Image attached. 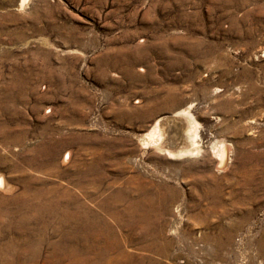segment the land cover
Listing matches in <instances>:
<instances>
[{
  "label": "rangeland",
  "instance_id": "1",
  "mask_svg": "<svg viewBox=\"0 0 264 264\" xmlns=\"http://www.w3.org/2000/svg\"><path fill=\"white\" fill-rule=\"evenodd\" d=\"M20 2L0 0V264H264V0ZM181 111L199 153L169 157L148 135Z\"/></svg>",
  "mask_w": 264,
  "mask_h": 264
},
{
  "label": "bare ground",
  "instance_id": "2",
  "mask_svg": "<svg viewBox=\"0 0 264 264\" xmlns=\"http://www.w3.org/2000/svg\"><path fill=\"white\" fill-rule=\"evenodd\" d=\"M27 2V0H21L20 4H19V7L22 8L24 6V4ZM188 112L186 111H181L180 114H177L174 116V118L169 121L168 119H161V120H157L155 121V123L153 124V127L148 135V141H151L153 143V145H155L156 147H159V148H162V150L164 149L166 151V153L168 154L169 157H171L173 154L177 155L179 158H188V157H192L194 155H197L199 153V150L196 146V137H197V133H196V127L195 125L193 127H189L188 130L187 128L184 126V125H187V124H184L183 121L185 122L186 119H183L184 115L188 116L187 114ZM181 116V117H180ZM183 116V117H182ZM187 118V117H185ZM192 123V122H191ZM190 125V124H189ZM190 132L191 135L188 134V132ZM186 133V134H185ZM184 136H186V138H188L190 140V145H186L184 142ZM150 143V142H149ZM148 145V144H147ZM154 146V147H155ZM174 148V149H173ZM225 148L223 146H220L219 148L216 149V151H214V155L215 157L217 158L218 160V164L219 165H222L224 163V158H225ZM174 150V151H172ZM214 150V148H213ZM165 154V153H164ZM226 161V160H225ZM25 186V185H24ZM0 188L3 189V181L2 179L0 178ZM1 189V190H2ZM32 189V188H31ZM40 191V190H39ZM26 192V191H25ZM31 191L29 190V193ZM34 192V191H33ZM23 193V192H22ZM42 193V192H41ZM36 194V193H35ZM38 194V192H37ZM44 194V193H42ZM28 195V194H27ZM32 196V195H31ZM21 197V196H20ZM25 198V196H23ZM22 197V198H23ZM29 197V196H28ZM27 197V198H28ZM38 197V196H36ZM35 197V199L37 200V198ZM45 198V197H44ZM41 198H39L38 201H40ZM51 199V198H50ZM5 200V199H4ZM27 200V199H26ZM32 200V199H31ZM45 200H48V199H45ZM3 201V199H2ZM7 201V200H6ZM35 201V200H34ZM51 201V200H50ZM18 202V201H17ZM25 202V201H24ZM36 202V201H35ZM33 202V203H35ZM42 202H43V199H42ZM41 202V203H42ZM53 202V201H52ZM39 203V202H36V204ZM50 203V202H49ZM28 204H29V201H28ZM44 204V203H43ZM21 205V203H20ZM34 205V204H33ZM38 205H40L41 207V204L39 203ZM47 205H50L47 203ZM55 205V203H54ZM2 206V205H1ZM27 206V205H26ZM52 206V205H51ZM17 207V206H16ZM23 207V206H22ZM50 207V206H49ZM55 207V206H54ZM59 207V206H57ZM21 209V208H20ZM30 209V208H29ZM34 209V208H33ZM39 209V208H38ZM41 209V208H40ZM50 209H47L48 212H50ZM57 209V208H56ZM17 210V209H15ZM27 210V209H26ZM25 210V211H26ZM31 210V209H30ZM45 210V209H44ZM59 210V209H58ZM7 211V210H6ZM23 211V210H22ZM46 211V210H45ZM53 211V210H52ZM51 211V212H52ZM18 212V211H17ZM20 212V211H19ZM18 212V213H19ZM24 212V211H23ZM35 212V211H34ZM37 212V211H36ZM56 212V211H55ZM6 213V212H5ZM8 213V212H7ZM16 213V212H15ZM34 214V213H33ZM38 214V213H37ZM42 214V213H40ZM48 214V213H47ZM50 214V213H49ZM53 214V212H52ZM51 214V215H52ZM63 214V213H62ZM2 215V214H1ZM6 215V214H5ZM9 215V213L7 214ZM21 215V214H19ZM50 216V215H49ZM63 216V215H62ZM65 216V215H64ZM28 217V216H27ZM24 218V217H23ZM27 219V218H25ZM30 220V219H29ZM70 220V218H69ZM23 221V220H22ZM25 221V220H24ZM63 221V219L61 220ZM60 223V222H59ZM70 223V222H69ZM72 223V222H71ZM44 224V223H43ZM67 224V223H65ZM74 224V223H73ZM48 225V223H47ZM64 225V224H63ZM50 226V225H49ZM75 227V226H74ZM77 227V226H76ZM78 228V227H77ZM71 229V228H70ZM84 230V229H83ZM45 231V230H43ZM86 231V230H85ZM65 232V231H64ZM68 232V231H67ZM76 232V231H75ZM73 233V232H72ZM80 233V232H79ZM86 233V232H85ZM63 234V233H62ZM65 235V234H64ZM68 235V234H67ZM62 236V235H61ZM73 236V234H72ZM71 236V237H72ZM80 236V235H79ZM78 236V237H79ZM75 237V236H74ZM85 237V235L83 236V238ZM71 239V238H70ZM32 240V239H30ZM39 240V239H38ZM87 240V239H86ZM34 241V240H33ZM42 241V240H41ZM40 241V242H41ZM67 241V240H66ZM77 241V240H76ZM63 243V241H61ZM7 243V242H6ZM35 243H37L35 241ZM34 243V244H35ZM55 243V242H54ZM56 243H59V242H56ZM79 243V242H78ZM81 243V241H80ZM83 243V242H82ZM86 243V242H85ZM32 244V243H31ZM66 244V243H65ZM77 244V243H76ZM4 245V244H3ZM36 245V244H35ZM64 245V244H63ZM81 245V244H80ZM24 246V245H22ZM27 246V245H26ZM30 246V245H29ZM51 246V244H50ZM62 246V245H61ZM68 246V245H67ZM65 247L66 249H64L65 251H63V256L64 257H70L74 262H76L77 264H87V262H84L86 260H80V258H82V256L85 254L84 253V250L82 253L78 252L75 248H71L70 246L69 247ZM7 248V247H6ZM29 248V247H28ZM34 247H32L33 249ZM39 248V247H38ZM54 248V247H53ZM57 248V246H56ZM1 249V248H0ZM40 249V248H39ZM59 249V248H57ZM63 249V248H62ZM9 250V249H8ZM26 250V249H25ZM55 250V248H54ZM11 251V250H10ZM39 251V250H38ZM53 251V250H52ZM22 252V251H21ZM61 252V251H60ZM6 253V252H5ZM34 253V252H33ZM55 253V252H54ZM1 254V253H0ZM9 254V253H8ZM35 254V253H34ZM34 254H32L34 256ZM17 255V254H16ZM19 255V254H18ZM28 255V254H27ZM31 255V254H30ZM53 255V254H52ZM5 256V255H4ZM3 256V257H4ZM12 256V255H10ZM36 256V255H35ZM6 257V256H5ZM14 257V255H13ZM55 257V256H54ZM34 258V257H32ZM38 258V257H37ZM58 258V257H57ZM75 260H74V259ZM1 259V258H0ZM7 259V258H6ZM12 259V257H11ZM17 259V258H16ZM99 259V258H98ZM10 260V259H9ZM30 260V259H29ZM38 260V259H37ZM77 260V261H76ZM6 261V260H5ZM25 261V260H24ZM27 261V260H26ZM84 262V263H80V262ZM97 261V260H96ZM13 262V261H12ZM17 262V261H16ZM47 262V261H46ZM45 262V263H46ZM9 263V261H8ZM11 263V261H10ZM31 263V262H30ZM61 263V262H60ZM91 263V262H90ZM89 263V264H90ZM28 264V263H27ZM67 264V263H66ZM101 264V262H100Z\"/></svg>",
  "mask_w": 264,
  "mask_h": 264
}]
</instances>
